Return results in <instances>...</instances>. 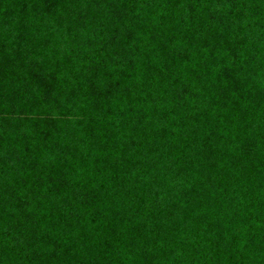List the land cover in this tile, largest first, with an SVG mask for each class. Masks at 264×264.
<instances>
[{"label":"trees","instance_id":"1","mask_svg":"<svg viewBox=\"0 0 264 264\" xmlns=\"http://www.w3.org/2000/svg\"><path fill=\"white\" fill-rule=\"evenodd\" d=\"M0 264H264V0H0Z\"/></svg>","mask_w":264,"mask_h":264}]
</instances>
